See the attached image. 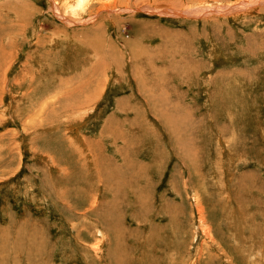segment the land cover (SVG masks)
Returning <instances> with one entry per match:
<instances>
[{"label": "rangeland", "instance_id": "1", "mask_svg": "<svg viewBox=\"0 0 264 264\" xmlns=\"http://www.w3.org/2000/svg\"><path fill=\"white\" fill-rule=\"evenodd\" d=\"M0 264H264V0H0Z\"/></svg>", "mask_w": 264, "mask_h": 264}, {"label": "bare ground", "instance_id": "2", "mask_svg": "<svg viewBox=\"0 0 264 264\" xmlns=\"http://www.w3.org/2000/svg\"><path fill=\"white\" fill-rule=\"evenodd\" d=\"M217 8V7H216ZM220 9V8H219ZM218 8L217 9H213V10H216V11H218L219 10ZM205 10V9H204ZM188 12V11H187ZM63 19H65V18H63Z\"/></svg>", "mask_w": 264, "mask_h": 264}]
</instances>
